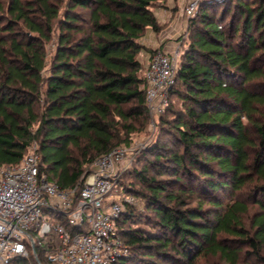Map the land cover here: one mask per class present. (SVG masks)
<instances>
[{"label":"trees","instance_id":"1","mask_svg":"<svg viewBox=\"0 0 264 264\" xmlns=\"http://www.w3.org/2000/svg\"><path fill=\"white\" fill-rule=\"evenodd\" d=\"M164 1L0 0V165L36 143L41 172L72 188L145 127L142 52L155 49L143 38L163 28ZM188 28L158 119L170 139L125 173L144 186L150 225L130 226L127 206L118 226L131 252L114 264H264V0H203ZM60 244L55 232L37 243L40 262ZM11 264L40 263L30 253Z\"/></svg>","mask_w":264,"mask_h":264},{"label":"built area","instance_id":"2","mask_svg":"<svg viewBox=\"0 0 264 264\" xmlns=\"http://www.w3.org/2000/svg\"><path fill=\"white\" fill-rule=\"evenodd\" d=\"M203 0H190L193 16ZM183 37L170 50L157 48L144 69L152 126L164 113L176 81ZM37 144L17 165H0V264L33 253L55 232L60 246L46 252L45 264H114L131 250L118 220L135 196L120 186L138 150L119 145L100 155L94 170L72 188H61L40 170Z\"/></svg>","mask_w":264,"mask_h":264},{"label":"rangeland","instance_id":"3","mask_svg":"<svg viewBox=\"0 0 264 264\" xmlns=\"http://www.w3.org/2000/svg\"><path fill=\"white\" fill-rule=\"evenodd\" d=\"M189 1L190 0H181V4L176 7V9L180 10L181 17L185 21H187L186 24L184 23L181 24V27L178 29L177 32H175V35H173L174 37H176L174 38V43L179 42L183 37H185L182 52L188 46L189 41H190V30L188 26H189V21L191 17H189L185 12V7L189 3ZM206 1H223V0H206ZM167 2L168 0H165L164 2L158 4L157 8L159 7L167 8L168 7ZM163 27H165V25ZM171 34H174L173 30H171ZM54 53H55V44H54V41H52L47 45L48 62L51 61V58L53 57ZM143 53H145V51L142 52V59L144 60ZM174 104H175V107H179L180 105L177 97L174 98ZM162 126L163 125L159 121H157V124L155 127L152 126L150 122V116H149L148 123L146 124L145 127L141 128V124H138L139 130L131 134L129 138V142L127 143L123 142L120 144V145L127 146L131 150H135V151L138 150V152L135 154V159L131 164L132 168L137 167V166L142 167L146 163V160H149V159L152 160L154 158L153 154H146V156H143V152L147 151L152 145H154L156 141H158L159 138L161 139L163 138L169 141L170 136L162 132V128H161ZM29 152L30 150L27 153ZM94 168H95V163L92 164L91 166H88V169H91V171H93ZM125 173L121 176L120 180L124 178V184L126 185V187H128V189H131V191L133 188L134 194L136 193L135 201L132 203L133 209L136 214H135V218L131 220L130 226L140 225L143 227H148L150 225V222H148L147 218L145 217V213H144L146 209L145 199L142 195L144 192V186L141 184L138 178H135L132 174L126 175ZM177 264H187V263L182 262V263H177ZM196 264H227V263L225 261L220 260L218 257H208V258L202 257L199 259V261Z\"/></svg>","mask_w":264,"mask_h":264},{"label":"crops","instance_id":"4","mask_svg":"<svg viewBox=\"0 0 264 264\" xmlns=\"http://www.w3.org/2000/svg\"><path fill=\"white\" fill-rule=\"evenodd\" d=\"M180 4L181 0H168L167 8L159 7L155 9V13L160 23L163 26L165 25V27H163L160 32H154L150 29L146 32L143 41L148 47L153 49L163 48L166 50H170L172 48V46L174 45V38H176L173 35H175V32H177L178 29L181 27V24L187 23V21H185L181 17L180 10L176 9V7ZM171 30H173L174 34H171ZM143 54V61L146 66L149 57L151 56V53L145 51V53Z\"/></svg>","mask_w":264,"mask_h":264}]
</instances>
